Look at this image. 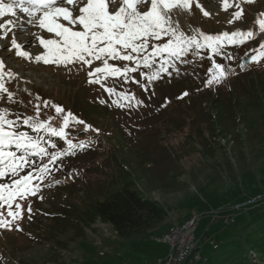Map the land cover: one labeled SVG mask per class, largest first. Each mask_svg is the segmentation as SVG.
I'll return each instance as SVG.
<instances>
[{"label": "rangeland", "instance_id": "rangeland-1", "mask_svg": "<svg viewBox=\"0 0 264 264\" xmlns=\"http://www.w3.org/2000/svg\"><path fill=\"white\" fill-rule=\"evenodd\" d=\"M202 2L210 17L195 8L191 16L173 13L185 31L189 25L207 33L253 28L256 14L264 11V0L243 4L244 21L232 26L227 24L232 9L222 11L219 0ZM260 40L264 34L257 31L255 40L231 49L237 56L232 67L241 75L229 76L222 84L204 86L211 66L205 58L183 66L179 77L156 82L154 95L126 85L144 101L131 110L95 102L97 96L108 97L98 86L85 83L83 73L56 72L20 59L13 62L0 48L8 68L30 80L27 87L34 94L62 104L102 130L91 147L64 161V169L55 176L60 185L45 188L43 201L32 198L33 216L22 222L23 231L0 234V264H159L171 245L152 236L169 233L173 225L182 226L193 215L200 217L196 230L200 250L187 264H205L216 252L215 244L234 237L235 226L245 224L243 231L248 230L251 223L246 221L261 214V205L252 202L262 194L252 189L264 188V95L261 98L254 89L259 84L264 90V73L251 72L256 66L264 71V66L246 64L241 71L236 65ZM17 83L8 86L14 90ZM184 91L188 95L178 98ZM9 107L24 111L22 106ZM73 169L79 174L66 178ZM126 177L136 180L147 196L159 197L168 210L160 229L124 239L111 225L93 217L94 203ZM238 206L242 207L227 213ZM223 218L231 224H223L219 220ZM209 219L210 224L217 220L203 237Z\"/></svg>", "mask_w": 264, "mask_h": 264}, {"label": "snow or ice", "instance_id": "snow-or-ice-1", "mask_svg": "<svg viewBox=\"0 0 264 264\" xmlns=\"http://www.w3.org/2000/svg\"><path fill=\"white\" fill-rule=\"evenodd\" d=\"M254 2L219 0L222 11L232 9L227 20L232 26L244 21L242 5ZM193 8L204 17L212 15L201 0H0V48L13 62L83 73L85 83L98 86L108 97L97 96L95 102L131 110L144 101L126 85L154 95L156 82L179 77L183 66L205 58L211 66L204 86L222 84L237 74L232 67L237 56L231 49L255 40L257 31L264 34V11L256 14L253 28L207 33L189 25L185 31L173 13L191 16ZM14 29L29 39L18 37ZM246 64L264 66V40L248 48L236 67L243 71ZM13 81L18 82L14 90L8 86ZM29 83L0 57V234L22 232V222L33 216L32 198L43 201L45 188L60 185L55 176L64 161L91 147L102 133L71 109L34 94ZM187 95L184 91L178 98ZM81 135L85 139H79ZM78 174L73 169L66 178Z\"/></svg>", "mask_w": 264, "mask_h": 264}, {"label": "trees", "instance_id": "trees-1", "mask_svg": "<svg viewBox=\"0 0 264 264\" xmlns=\"http://www.w3.org/2000/svg\"><path fill=\"white\" fill-rule=\"evenodd\" d=\"M255 69L251 73H264L263 70H258L260 69L258 66ZM237 75L240 76L241 73ZM254 89L257 95L263 98L264 90L261 91L259 84H256ZM261 174L264 175V170ZM263 175L262 179H264ZM247 181L251 183L249 179ZM136 182L133 178L126 177L124 183L113 184L109 187L108 196L96 201L93 206V217L111 225L124 239L160 229L168 216L166 207L160 201L142 192ZM252 190L262 194L260 198L252 202L255 206L261 205V214L256 213L251 220L246 221L251 223L246 231H243L245 224L239 229L235 226L234 237L226 238L220 244L218 243L216 252L205 264H264V188L255 186ZM241 207L229 209L227 213L231 214ZM211 220L209 219L205 224L203 237L208 234L206 229L217 219L210 224ZM219 220L225 225L231 224L224 218Z\"/></svg>", "mask_w": 264, "mask_h": 264}, {"label": "built area", "instance_id": "built-area-1", "mask_svg": "<svg viewBox=\"0 0 264 264\" xmlns=\"http://www.w3.org/2000/svg\"><path fill=\"white\" fill-rule=\"evenodd\" d=\"M197 225V219L185 223L182 226H176L173 233H167L166 236L158 237L159 241H166L171 245L169 253L164 264H183L187 257L197 246L194 230Z\"/></svg>", "mask_w": 264, "mask_h": 264}, {"label": "bare ground", "instance_id": "bare-ground-1", "mask_svg": "<svg viewBox=\"0 0 264 264\" xmlns=\"http://www.w3.org/2000/svg\"><path fill=\"white\" fill-rule=\"evenodd\" d=\"M202 1H206V0H202ZM208 1V0H207ZM18 17L19 18H23V15H19L18 14ZM6 18H10V17H6ZM14 31H16V33H17V35H18V37H20V35H22L21 36V38H23V39H29V36H28V34L27 33H22V32H20V30L19 29H14ZM5 54V53H4ZM193 220H195V219H193ZM191 221H192V219H191ZM191 221H189V222H191ZM176 228V226H173L172 228H171V230H170V232L169 233H173V231H174V229ZM167 235V233L165 234V235H162L161 237H163V236H166Z\"/></svg>", "mask_w": 264, "mask_h": 264}]
</instances>
